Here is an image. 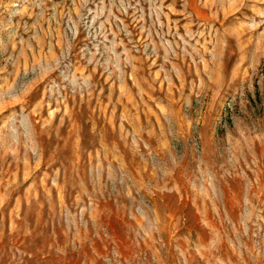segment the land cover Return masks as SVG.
<instances>
[{
  "label": "rangeland",
  "instance_id": "1",
  "mask_svg": "<svg viewBox=\"0 0 264 264\" xmlns=\"http://www.w3.org/2000/svg\"><path fill=\"white\" fill-rule=\"evenodd\" d=\"M0 264H264V0H0Z\"/></svg>",
  "mask_w": 264,
  "mask_h": 264
}]
</instances>
